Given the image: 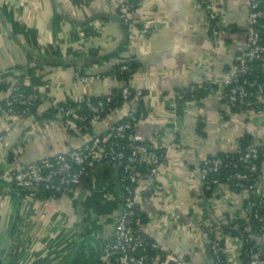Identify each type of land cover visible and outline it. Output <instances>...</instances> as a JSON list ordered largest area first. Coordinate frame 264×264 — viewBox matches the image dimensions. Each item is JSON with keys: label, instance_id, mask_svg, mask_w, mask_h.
I'll use <instances>...</instances> for the list:
<instances>
[{"label": "crops", "instance_id": "0c3cea01", "mask_svg": "<svg viewBox=\"0 0 264 264\" xmlns=\"http://www.w3.org/2000/svg\"><path fill=\"white\" fill-rule=\"evenodd\" d=\"M123 1L0 0V264H106L103 248L114 237L124 205L118 174L99 166L71 194L29 202L14 186L13 176L22 165L89 142L92 134L76 133L58 108L125 87L117 77L104 74L131 59L142 67L130 86L144 95L111 112L92 132H109L134 108L143 141L166 147L156 182L160 189L155 186L140 208L146 235L186 264H214L210 246L218 236L224 238L229 264H243V242L225 235L221 226L248 218L250 193L223 185L206 197L198 167L206 157L236 152L241 138L264 140V117L234 114L214 93L187 103L178 124L173 96L233 71L231 57L246 41L247 4L217 0L220 23L230 36L215 55L199 0H141L129 33L125 24L113 20L120 19ZM145 29L151 33L143 34ZM119 48L125 49L119 56L102 59ZM97 59L100 64L89 65ZM32 61L38 69L31 74L25 68ZM59 61L66 65L55 64ZM80 71L104 78L82 84L75 79ZM19 81L49 84L41 89L40 103L22 119L5 111V100ZM18 145L25 152L14 160L11 148ZM165 259L161 256L162 264Z\"/></svg>", "mask_w": 264, "mask_h": 264}, {"label": "built area", "instance_id": "2783aa9c", "mask_svg": "<svg viewBox=\"0 0 264 264\" xmlns=\"http://www.w3.org/2000/svg\"><path fill=\"white\" fill-rule=\"evenodd\" d=\"M248 8V25L246 41L243 48L231 57L233 71L230 74L208 81L218 86L223 108L245 117H264V0H245ZM141 0H125L120 5V20L128 27L134 28L132 15L138 9ZM207 18L213 53L217 55L223 49L230 32L220 23L217 0H199ZM148 35V29L142 31ZM28 72L38 69L32 61L26 68ZM123 66L119 72H127ZM114 74L117 72L114 71ZM102 73L91 74L80 71L76 81L82 84H96L102 81ZM204 80L198 82L202 83ZM49 88L46 82L28 84L17 82L13 85L9 97L5 100L6 113L16 119H22L32 113L41 100V89ZM195 90L194 86L175 92L178 96L188 97ZM134 96V97H133ZM143 96L139 90L123 87L103 97L85 100L87 113L82 108L70 104L60 106L57 110L60 117L69 121L71 129L79 135L92 134L91 140L72 148L69 152L41 159L17 168L13 176L14 186L21 192L24 201L58 199L71 194L99 166L111 167L118 173L124 192V205L119 221L116 224L113 239L103 248L106 264H186L184 260L166 252L159 243L151 240L145 233V224L141 204L147 202L157 186L159 168L166 154V147L160 144H148L138 134L139 118L136 109L132 108L126 118L117 123L109 132L96 134L92 131L102 123L110 111L115 98L122 99L124 105ZM132 98V99H131ZM134 98V99H133ZM175 102V101H174ZM176 114V104H173ZM177 136L175 135L174 139ZM4 141V138H0ZM25 152L22 145L11 148L14 160ZM264 152V140H251L250 145L237 158H204L198 167V175L204 187L217 192L223 185L230 190L254 191L261 199L260 210H264V191L261 190V169L259 161ZM146 169L142 170V166ZM238 171L227 177L226 183L215 178V175L226 169ZM214 176L213 178H211ZM46 196V197H45ZM251 203L248 202L247 206ZM258 218V213L255 214ZM261 236L264 237V228ZM250 235L246 242L253 241ZM264 241V240H263ZM260 252L250 249L251 261L247 264H264V242L259 245ZM211 254L214 264H229L225 255L224 238L216 236L211 241Z\"/></svg>", "mask_w": 264, "mask_h": 264}, {"label": "trees", "instance_id": "16d2710c", "mask_svg": "<svg viewBox=\"0 0 264 264\" xmlns=\"http://www.w3.org/2000/svg\"><path fill=\"white\" fill-rule=\"evenodd\" d=\"M125 28H126L127 33H129L128 27L126 26ZM30 57H31V59L36 58L35 55H31ZM35 61L38 63V62H41V59H36ZM100 63H101L100 59H97V60L89 62V65L90 64L95 65V64H100ZM55 64H65L66 65V63L63 61H59L58 63H55ZM68 65H70V63ZM123 66H128L129 70L127 72L121 73V72H119V70ZM141 67H142V64L138 60L131 59L128 61H124L122 63H118L117 65L112 67L108 73H106L104 75L115 76L119 80L123 81L126 84L125 87L131 88L130 81L133 78V76L141 69ZM114 71H116L117 73L114 74L113 73ZM29 73L32 74V71H29ZM191 86H194L195 90L191 93L190 96H188V97L178 96L176 98V100H174L176 103V116H177V123L178 124H180L182 122V120L184 119V116L186 113L187 103H189L190 101L200 102L202 99H204L209 94L218 93L220 91L218 86L212 85L207 79L204 80V82H202V83H194V84L190 85V87ZM117 90H114V91H117ZM132 90H134V89H132ZM181 90L182 89L177 90L176 92H179ZM96 100H97V98H92V101L95 102ZM40 101L37 103V105L40 103ZM123 105H124V101L122 99L115 98L111 107H110V111H108L106 116H108L114 110L119 109ZM71 106L74 108L80 107V108H82V113H87V109L85 107V101L83 103L72 104ZM202 130H203V126H200L198 128V132L202 133ZM250 143H251V138H249V137L241 138L239 140L238 150L236 152L230 153V154L220 153V154L213 156V157H210V158L226 159L228 156H230V158L237 159L246 150V148L250 145ZM263 162H264V152H262L261 158L259 161L260 169L262 167ZM145 169H146V165H143L142 170H145ZM242 170H243L242 168H240L239 170L229 168V169H226L223 172L215 175V178H217L218 180H220L222 183L225 184L228 176H230V175H232L238 171H242ZM260 176H261V174H260ZM213 177L214 176H212L211 178H213ZM204 191H205L206 197H211L215 193L214 188L209 190V189H207V187H204ZM232 191L238 192L241 190L233 189ZM260 201H261L260 197L254 191H251L250 197H249V203H251V205L247 206L248 218L246 220L228 222V223L224 224L223 226H221V229L223 230L225 235H231L232 237L237 238L242 242L247 241L248 237L250 235H253L254 240L250 241V242H246L244 244V248L242 251V257H241L243 264H247L251 261V254L249 252L250 249L254 248V253L255 254L259 253L260 248H259L258 244L261 245L264 242L263 241L264 237L261 236L262 229L264 228V210L259 209L260 208ZM256 213H258V218L255 217ZM143 219H144L143 222L146 225L147 220H146L145 215H143ZM210 254H211V246H210ZM211 256H212V254H211Z\"/></svg>", "mask_w": 264, "mask_h": 264}, {"label": "water", "instance_id": "95a60500", "mask_svg": "<svg viewBox=\"0 0 264 264\" xmlns=\"http://www.w3.org/2000/svg\"><path fill=\"white\" fill-rule=\"evenodd\" d=\"M113 20L116 21V22H120L121 24H123V22H122L120 19L113 18ZM123 51H125L124 48H119L117 51L113 52L112 54H109V55L105 56V57L102 58V59L108 61V60H110V59H112V58H114V57L119 56ZM105 168H106L109 172H111V173H113V174H118V173H117L115 170H113L111 167L106 166ZM170 264H174V263L172 262V263H170Z\"/></svg>", "mask_w": 264, "mask_h": 264}]
</instances>
